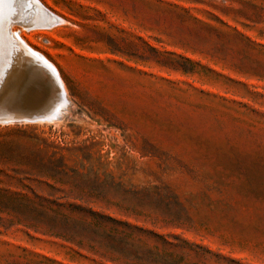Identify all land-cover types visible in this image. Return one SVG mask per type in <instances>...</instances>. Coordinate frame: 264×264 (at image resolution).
<instances>
[{
	"label": "rangeland",
	"instance_id": "obj_1",
	"mask_svg": "<svg viewBox=\"0 0 264 264\" xmlns=\"http://www.w3.org/2000/svg\"><path fill=\"white\" fill-rule=\"evenodd\" d=\"M39 1L60 24L11 28L71 108L0 127V264H115L11 213L31 191L179 235L206 264H264V0Z\"/></svg>",
	"mask_w": 264,
	"mask_h": 264
},
{
	"label": "trees",
	"instance_id": "obj_2",
	"mask_svg": "<svg viewBox=\"0 0 264 264\" xmlns=\"http://www.w3.org/2000/svg\"><path fill=\"white\" fill-rule=\"evenodd\" d=\"M31 192L39 204L34 200L22 204L9 198L6 200L11 213L35 220L28 226L43 235L71 243L112 263L206 264L207 255L211 254L179 235L160 234L91 208L55 203Z\"/></svg>",
	"mask_w": 264,
	"mask_h": 264
},
{
	"label": "water",
	"instance_id": "obj_3",
	"mask_svg": "<svg viewBox=\"0 0 264 264\" xmlns=\"http://www.w3.org/2000/svg\"><path fill=\"white\" fill-rule=\"evenodd\" d=\"M30 1L44 12L47 19L38 21L30 17L29 13L24 19L12 18V22L6 23V27H10V36L24 47L26 57H31L21 60L13 55L8 66L0 68V109L6 108L0 110V127L63 122L67 120L68 115L62 116V112L71 108V101L68 100L57 70L43 57L31 51L18 36L11 33V25L33 29L52 28L60 24V18L39 1Z\"/></svg>",
	"mask_w": 264,
	"mask_h": 264
},
{
	"label": "bare ground",
	"instance_id": "obj_4",
	"mask_svg": "<svg viewBox=\"0 0 264 264\" xmlns=\"http://www.w3.org/2000/svg\"><path fill=\"white\" fill-rule=\"evenodd\" d=\"M23 1H24V3H22ZM37 1H39V0H37ZM24 4H25V6L28 5L30 7V9H32V10H30V9L29 10L32 12H29V10L27 11L26 9L24 10V8H25ZM29 13H31V14H29ZM26 14L27 15L29 14L30 17H34V19L35 20L37 19L38 21L41 19H47V16H45L44 12L41 11L40 8L35 7V5L30 0H0V68H2V69L6 68L8 66L7 64L12 59L13 55H15L16 58L18 57L21 60H26V59H29L31 57V56L26 57L27 53L23 52L24 47L21 46L20 44H18L14 40V38H12L10 36V34H9L10 27H8V28L6 27L7 24H9V22H12L13 19L14 20H16L17 18H23L24 19ZM11 27H13V26L11 25ZM19 27H21V26H19ZM22 28L26 29L25 27H22ZM35 28H42V27H35ZM35 28H33V29H35ZM11 33L20 38L19 32L14 33L12 31V28H11ZM25 45L31 51H33L26 43H25ZM36 54L43 57L39 53H36ZM43 58L46 60L45 57H43ZM50 65L53 66L52 64H50ZM58 75H59V72H58ZM59 77H60V75H59ZM64 91H65V89H64ZM65 93H66V91H65ZM66 95H67V93H66ZM4 109H6V108L3 107V109L1 108L0 110H4ZM62 116H63V112H62Z\"/></svg>",
	"mask_w": 264,
	"mask_h": 264
}]
</instances>
